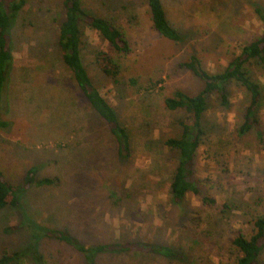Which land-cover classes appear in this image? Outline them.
Wrapping results in <instances>:
<instances>
[{
    "label": "rangeland",
    "instance_id": "1",
    "mask_svg": "<svg viewBox=\"0 0 264 264\" xmlns=\"http://www.w3.org/2000/svg\"><path fill=\"white\" fill-rule=\"evenodd\" d=\"M162 2L181 34L177 42L153 29L146 0H83L85 8L121 26L130 41L121 73L109 77L95 61L107 44L84 27L86 69L131 137V154L124 159L105 121L58 61L61 0H27L10 33L13 61L2 111L10 124L0 129V171L12 184L20 183L31 166L37 177L56 178L54 185L31 187L22 206L33 222L65 229L86 246L156 243L186 252L184 260L169 261L149 252L107 251L94 264H233L239 252L232 238L248 233L251 220L264 213V99L258 134L239 132L248 104L241 86L229 83L225 102L218 93L209 96L207 134L193 169L196 183L215 202L202 203L187 193L185 205L171 203L169 182L178 156L163 145L179 136L182 110H167L164 99L178 89L188 94L202 89L203 81L180 65L191 55L211 72L222 70L260 35L264 28L254 8H264V0ZM255 74L263 81L260 72ZM130 77L153 86L138 90ZM18 220L15 210H0V251L28 244L23 230L4 231ZM38 251L47 264H85L81 253L52 238H40Z\"/></svg>",
    "mask_w": 264,
    "mask_h": 264
},
{
    "label": "trees",
    "instance_id": "2",
    "mask_svg": "<svg viewBox=\"0 0 264 264\" xmlns=\"http://www.w3.org/2000/svg\"><path fill=\"white\" fill-rule=\"evenodd\" d=\"M26 2L27 0H0V129H6L10 124V121L3 117L2 111L13 61L11 27ZM146 3L153 29L163 38L179 41L181 34L169 22L162 0H146ZM61 9L63 16L58 25L55 41L59 52L58 61L63 69L70 72L71 79L89 107L105 121L117 144V155L125 159L131 154V137L119 120L114 107L101 94L86 69L83 61L84 27L87 26L96 32L106 42L107 49L99 51L95 55V61L99 69L109 77H117L121 73L123 66L121 60L131 51L130 41L121 26L85 8L83 0H61ZM254 11L264 28V8L256 6ZM180 65L201 79L203 87L195 94L178 89L164 99L167 110H182L178 121L179 136L163 140V145L177 152L178 156L169 182V196L171 203L176 205H185L187 193L199 196L202 203L213 204L214 199L205 195L196 183L193 169L197 149L207 134L203 121L209 108L208 98L211 94L218 93L225 102L226 87L229 83L235 82L244 89L248 97L239 132L245 133L253 129L258 134L261 133L260 108L264 99V31L245 43L237 54H233L222 70L215 72L207 70L196 55H191ZM45 67L46 65H40L38 69ZM255 71L262 74L263 81L256 76ZM128 82L138 90L151 89L153 86L145 87L139 84L135 77H130ZM158 84L159 81L156 82V85ZM36 173V166H31L26 170L20 183L12 184L0 171V210H15L19 218L18 224L6 226L4 231L10 233L23 230L29 237L25 247L13 250L3 247L0 251V264H22L30 259L32 264H47L45 256L38 251V242L42 237L68 244L81 253L85 264H94L95 257L107 251L149 252L169 261L185 259L186 252L175 249L171 244L94 243L86 246L65 229L41 226L33 222L22 206V197L33 186H51L56 181V178L37 177ZM251 224L248 233H237L231 240V246L239 252L233 264H263L261 256L264 249V213L255 216Z\"/></svg>",
    "mask_w": 264,
    "mask_h": 264
}]
</instances>
